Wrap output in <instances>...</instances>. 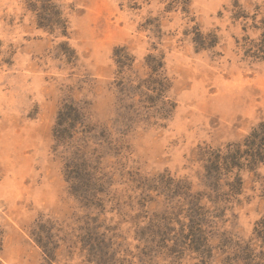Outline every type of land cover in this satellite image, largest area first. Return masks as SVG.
I'll return each mask as SVG.
<instances>
[{
	"label": "rangeland",
	"instance_id": "374dc122",
	"mask_svg": "<svg viewBox=\"0 0 264 264\" xmlns=\"http://www.w3.org/2000/svg\"><path fill=\"white\" fill-rule=\"evenodd\" d=\"M183 1L54 0L61 35L37 26L28 0H0V264H221L223 232L259 249L264 159L251 165L246 152L264 157V137L251 140L264 123V62L242 44L258 38L264 0ZM196 28L217 45L196 49ZM159 79L163 96L149 90ZM69 101L87 126L59 143ZM232 145L243 165L217 190L236 174L242 190L216 198L199 154ZM78 146L92 162L87 199L66 175ZM199 205L206 216L193 215Z\"/></svg>",
	"mask_w": 264,
	"mask_h": 264
},
{
	"label": "trees",
	"instance_id": "16d2710c",
	"mask_svg": "<svg viewBox=\"0 0 264 264\" xmlns=\"http://www.w3.org/2000/svg\"><path fill=\"white\" fill-rule=\"evenodd\" d=\"M186 1V0H185ZM183 1L182 3H186ZM28 5L32 8V11L35 12L37 17V26L49 33H58L61 35L67 34V22L63 19L62 13L59 6L54 2V0H28ZM39 5V6H37ZM262 13V18L258 21L253 17V28L259 32V36L256 39H251L250 37L243 38L242 49L244 50L245 56L253 60L264 62V11L258 12L256 15ZM243 17L247 19V15H244L240 12H235L233 14L234 19H239ZM192 41L194 46L198 50H206L214 48L218 43V38L212 33L203 34L198 28L193 32ZM155 70V69H154ZM165 79V78H163ZM156 83V80L153 81ZM164 80L159 79L157 81L158 87L151 88L153 92H157L158 95L163 96L166 90L164 86ZM164 112L167 113L168 110L164 109ZM88 113L87 110L82 106L75 104L71 101L65 102L59 111L57 122L54 128V136L57 142L64 143V141H70L76 130L79 129L78 126L85 128L87 126ZM259 137H264V123L259 125L258 131L255 130V133L251 135V140L256 142ZM202 151L199 154V157L202 160L206 161L205 175L204 179L206 183L209 184L211 189L216 194V198L228 196L229 198L239 194L242 190L243 179L236 174L232 182H227L224 185L228 186L229 191L226 193H221L219 189V184L223 178H228L232 174L233 169H241L243 163L241 162V146L232 145L228 146L225 149L211 150L202 148ZM256 153L250 155L249 152H246V155L252 157L249 162L251 165L262 162L264 159L262 155V150H255ZM91 159L88 158L85 154L83 146L76 147L73 154L66 159V175L67 178L72 183L73 191H77L79 195L87 199L91 195L92 178L91 173L92 164ZM68 180V181H69ZM186 185V184H185ZM183 185L182 189H187V186ZM98 193V191L96 190ZM205 208L203 206L193 207V215L198 217L206 216L208 212H204ZM193 230L196 231L195 235L192 237L199 239L196 243L201 245V242H206L207 238L205 237L206 232L202 230V225L192 220ZM152 227L157 228V232L164 231L169 233L171 231L168 224H152ZM185 228V227H184ZM191 230V229H190ZM184 232V231H182ZM184 234V233H183ZM256 234L260 238L261 244L259 249L253 247L250 242H245L243 240H234L229 236L228 232L221 233L220 238V247L222 250V263L221 264H264V217L258 222L256 227ZM36 240L40 243L46 251L49 253L51 250L49 246H46L44 238L40 237L39 234L35 233ZM185 235V234H184ZM185 236L182 235V238ZM207 244V243H206ZM204 246V245H203ZM206 246V245H205ZM203 250V255L210 254V249Z\"/></svg>",
	"mask_w": 264,
	"mask_h": 264
}]
</instances>
